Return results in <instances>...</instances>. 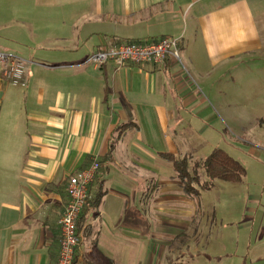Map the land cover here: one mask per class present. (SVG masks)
<instances>
[{
  "label": "crops",
  "instance_id": "1",
  "mask_svg": "<svg viewBox=\"0 0 264 264\" xmlns=\"http://www.w3.org/2000/svg\"><path fill=\"white\" fill-rule=\"evenodd\" d=\"M165 36L182 37L186 68L223 76L264 52V0H0V52L28 63L25 88L0 72V264L58 263L68 179L94 160L76 264H129L131 230L162 218L165 193L179 198L152 164L174 153L176 119L205 105L194 77L175 60L87 63Z\"/></svg>",
  "mask_w": 264,
  "mask_h": 264
},
{
  "label": "rangeland",
  "instance_id": "2",
  "mask_svg": "<svg viewBox=\"0 0 264 264\" xmlns=\"http://www.w3.org/2000/svg\"><path fill=\"white\" fill-rule=\"evenodd\" d=\"M240 59L243 62L233 67L238 60L228 61L223 76L222 69L210 67L197 75L183 61L206 102L176 119L181 129L173 151L203 162L221 148L245 166L246 177L241 183L216 179L211 189L187 203L190 196L172 163L157 157L152 165L161 168L163 163L167 189L177 184L179 198L165 193L162 218L154 220L148 213L147 226L131 230L134 256L129 264H264V52ZM200 173L203 181H209L204 168ZM155 193L152 187L146 190V202L153 201ZM188 213L194 215L186 223Z\"/></svg>",
  "mask_w": 264,
  "mask_h": 264
},
{
  "label": "built area",
  "instance_id": "3",
  "mask_svg": "<svg viewBox=\"0 0 264 264\" xmlns=\"http://www.w3.org/2000/svg\"><path fill=\"white\" fill-rule=\"evenodd\" d=\"M175 60L183 65L182 37L165 36L157 41L142 43L124 42L109 48H98L88 59L95 67H101L108 61L119 66L126 63L165 65ZM2 76L16 87L27 86V67L25 59L6 52H0ZM100 162L94 160L86 168L71 175L68 179V201L60 218V251L57 264H74L81 242L78 222L84 209L90 205V187L96 179Z\"/></svg>",
  "mask_w": 264,
  "mask_h": 264
},
{
  "label": "trees",
  "instance_id": "4",
  "mask_svg": "<svg viewBox=\"0 0 264 264\" xmlns=\"http://www.w3.org/2000/svg\"><path fill=\"white\" fill-rule=\"evenodd\" d=\"M130 42L134 43L136 41ZM136 43L142 42L138 41ZM161 156L164 160L172 163L184 193L190 197H198L202 190L211 189L213 181L216 179L241 183L247 175L245 166L221 148H215L203 162L193 161L192 156L179 157L170 152L162 153ZM203 168L209 181L202 180L200 171ZM80 230L81 217L78 222V231L80 232ZM74 264H76V260Z\"/></svg>",
  "mask_w": 264,
  "mask_h": 264
}]
</instances>
